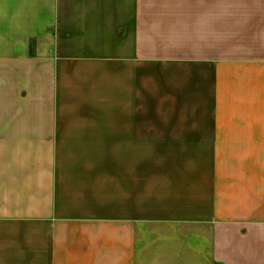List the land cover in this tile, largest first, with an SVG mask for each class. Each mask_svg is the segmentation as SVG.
<instances>
[{"label": "crops", "instance_id": "0c3cea01", "mask_svg": "<svg viewBox=\"0 0 264 264\" xmlns=\"http://www.w3.org/2000/svg\"><path fill=\"white\" fill-rule=\"evenodd\" d=\"M0 264H264V0H0Z\"/></svg>", "mask_w": 264, "mask_h": 264}]
</instances>
